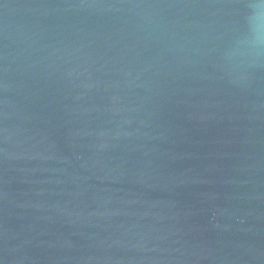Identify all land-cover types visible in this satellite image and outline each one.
<instances>
[{
	"label": "water",
	"instance_id": "obj_1",
	"mask_svg": "<svg viewBox=\"0 0 264 264\" xmlns=\"http://www.w3.org/2000/svg\"><path fill=\"white\" fill-rule=\"evenodd\" d=\"M251 0H0V264H264Z\"/></svg>",
	"mask_w": 264,
	"mask_h": 264
},
{
	"label": "clouds",
	"instance_id": "obj_2",
	"mask_svg": "<svg viewBox=\"0 0 264 264\" xmlns=\"http://www.w3.org/2000/svg\"><path fill=\"white\" fill-rule=\"evenodd\" d=\"M248 35L245 41L250 54H264V0H251L247 17Z\"/></svg>",
	"mask_w": 264,
	"mask_h": 264
}]
</instances>
